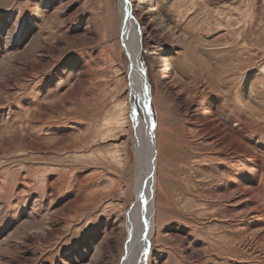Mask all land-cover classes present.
<instances>
[{"label":"rangeland","instance_id":"374dc122","mask_svg":"<svg viewBox=\"0 0 264 264\" xmlns=\"http://www.w3.org/2000/svg\"><path fill=\"white\" fill-rule=\"evenodd\" d=\"M132 1L157 131L147 264H264V0ZM122 22L120 0H0V264H121Z\"/></svg>","mask_w":264,"mask_h":264},{"label":"bare ground","instance_id":"6f19581e","mask_svg":"<svg viewBox=\"0 0 264 264\" xmlns=\"http://www.w3.org/2000/svg\"><path fill=\"white\" fill-rule=\"evenodd\" d=\"M120 6L123 16L122 39L124 41L125 48L128 51V55H129L128 59L130 63L128 66V71L126 76L128 78H126V83H125L127 98H124L123 96H118L116 98V101L114 103L115 104L114 113L116 116L113 117L111 122L115 127L112 128L114 129V131L110 133L116 132L114 134L131 135V132H133V135L139 137V141L144 137L143 136L144 133L146 140L149 142L150 145L149 149L152 153L151 156H153L155 152V156L157 159V154H156L157 131L155 127L156 121L153 117L151 106L149 103L150 93L148 92V90L144 91L143 81H141L138 78L140 77V74L136 70V66H134L135 62H138L140 64V59H141L140 53L142 51V38L144 36L142 28L140 27V23L137 17L135 18L137 5L136 4L134 5L132 0H127V2L126 0H120ZM162 67H163L162 69L163 72H166L168 68L163 63H162ZM117 87H118L117 89L120 90L121 84H119ZM133 112L135 113V116H133ZM146 128H148V131ZM149 131L150 133H148ZM116 154L117 153H115V155ZM115 155H113L114 156L113 159L116 162L121 163L122 158L115 157ZM157 167H158V159L156 165V173H157ZM42 173H43L42 177H48L52 175V171L50 169H44ZM156 173L154 175L153 181H151V184L147 185V188L145 190V195L148 201L146 205L148 211L147 215L152 225L150 239L155 234V230H156V214H157V209L155 204V195L157 190ZM133 187H134L135 199L131 201V205H129V207L127 208L126 218H125L126 219L125 226L127 227L128 230V239L130 236V241L128 242L127 240L126 243V249H128V251L131 253L130 256L126 258L125 261L123 260V264H138L140 259L139 257L140 256L139 248L141 245L140 235L143 230V226L141 223V218H142L141 214L143 210L142 200L143 198L145 199V195L144 193L141 194L137 184L133 185ZM128 227H130V230ZM148 259L149 257H147L145 264H147Z\"/></svg>","mask_w":264,"mask_h":264},{"label":"water","instance_id":"95a60500","mask_svg":"<svg viewBox=\"0 0 264 264\" xmlns=\"http://www.w3.org/2000/svg\"><path fill=\"white\" fill-rule=\"evenodd\" d=\"M132 65V64H130ZM134 66H136V70L138 71V73L140 74V77H138L141 81H143V86H144V91L145 90H149V80L148 77L146 76V72H144L145 70H143L144 68L138 63L135 62ZM133 67V66H132ZM131 69V66H130ZM142 77V78H141ZM150 99V97H149ZM150 103V101H149ZM148 131V128H146ZM146 131V133H147ZM137 132V130H136ZM152 132V131H151ZM150 133V131L148 132ZM143 138L139 141V137L137 138L135 135V139H134V148H135V156L137 158V169L135 170V180H136V184L138 185V188L141 192V194L144 193L145 195V190L147 188L148 184H151V181H153L154 179V175L156 173V165H157V159L155 156V152L153 154V156H151V151H150V145L149 142L146 140V137L143 133ZM135 184V185H136ZM143 210H142V218H141V223L143 226V230L142 233L140 235L141 241H140V259L138 264H145L146 259L149 255L150 252V234H151V221L147 215V198L145 195V199L143 198ZM148 217V218H147ZM130 230V227H128ZM130 241V236L128 239V242ZM130 253L128 251V249H126V253L122 258V262L121 264H123V260L125 261L126 258H128L130 256Z\"/></svg>","mask_w":264,"mask_h":264},{"label":"snow or ice","instance_id":"6c2138e0","mask_svg":"<svg viewBox=\"0 0 264 264\" xmlns=\"http://www.w3.org/2000/svg\"><path fill=\"white\" fill-rule=\"evenodd\" d=\"M126 2H127V0H126ZM133 116H135V113L133 112Z\"/></svg>","mask_w":264,"mask_h":264}]
</instances>
